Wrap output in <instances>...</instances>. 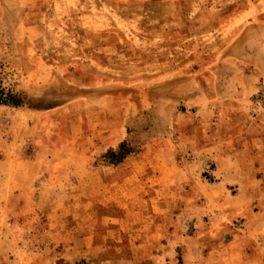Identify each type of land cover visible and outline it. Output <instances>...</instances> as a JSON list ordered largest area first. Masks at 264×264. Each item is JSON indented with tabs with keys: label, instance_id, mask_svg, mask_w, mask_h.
Returning <instances> with one entry per match:
<instances>
[{
	"label": "rangeland",
	"instance_id": "1",
	"mask_svg": "<svg viewBox=\"0 0 264 264\" xmlns=\"http://www.w3.org/2000/svg\"><path fill=\"white\" fill-rule=\"evenodd\" d=\"M0 93V264H264V0H0Z\"/></svg>",
	"mask_w": 264,
	"mask_h": 264
},
{
	"label": "trees",
	"instance_id": "2",
	"mask_svg": "<svg viewBox=\"0 0 264 264\" xmlns=\"http://www.w3.org/2000/svg\"><path fill=\"white\" fill-rule=\"evenodd\" d=\"M0 104H16L11 95L4 96L0 93Z\"/></svg>",
	"mask_w": 264,
	"mask_h": 264
},
{
	"label": "crops",
	"instance_id": "3",
	"mask_svg": "<svg viewBox=\"0 0 264 264\" xmlns=\"http://www.w3.org/2000/svg\"><path fill=\"white\" fill-rule=\"evenodd\" d=\"M226 124V123H225Z\"/></svg>",
	"mask_w": 264,
	"mask_h": 264
}]
</instances>
